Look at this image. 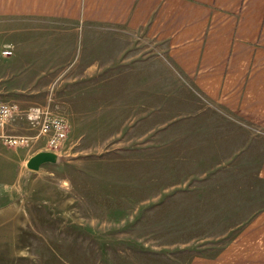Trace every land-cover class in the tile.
Returning a JSON list of instances; mask_svg holds the SVG:
<instances>
[{"label":"rangeland","instance_id":"1","mask_svg":"<svg viewBox=\"0 0 264 264\" xmlns=\"http://www.w3.org/2000/svg\"><path fill=\"white\" fill-rule=\"evenodd\" d=\"M0 100L48 103L68 125L55 152L21 114L8 132L30 142L0 139V264H186L264 206L260 134L142 38L0 19ZM38 152L57 162L27 169Z\"/></svg>","mask_w":264,"mask_h":264},{"label":"crops","instance_id":"2","mask_svg":"<svg viewBox=\"0 0 264 264\" xmlns=\"http://www.w3.org/2000/svg\"><path fill=\"white\" fill-rule=\"evenodd\" d=\"M0 19L60 20L150 42L207 105L260 134L264 182V0H0ZM255 212L186 264H264V206Z\"/></svg>","mask_w":264,"mask_h":264},{"label":"built area","instance_id":"3","mask_svg":"<svg viewBox=\"0 0 264 264\" xmlns=\"http://www.w3.org/2000/svg\"><path fill=\"white\" fill-rule=\"evenodd\" d=\"M12 51L5 48L2 54L11 55ZM21 114L27 122L37 129V138L44 137L46 146L53 152L57 151L67 136L68 125L59 115L52 112L49 104L29 106L21 110L16 102L0 100V139L8 146H25L30 142L26 136H15L4 133V128L15 116Z\"/></svg>","mask_w":264,"mask_h":264},{"label":"water","instance_id":"4","mask_svg":"<svg viewBox=\"0 0 264 264\" xmlns=\"http://www.w3.org/2000/svg\"><path fill=\"white\" fill-rule=\"evenodd\" d=\"M57 162V155L53 152H38L31 156L27 162L26 167L29 170L37 171L41 165L46 163L54 164Z\"/></svg>","mask_w":264,"mask_h":264}]
</instances>
